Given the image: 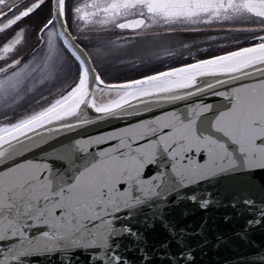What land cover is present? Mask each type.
Wrapping results in <instances>:
<instances>
[{
    "label": "snow or ice",
    "instance_id": "snow-or-ice-1",
    "mask_svg": "<svg viewBox=\"0 0 264 264\" xmlns=\"http://www.w3.org/2000/svg\"><path fill=\"white\" fill-rule=\"evenodd\" d=\"M0 264H264V0H0Z\"/></svg>",
    "mask_w": 264,
    "mask_h": 264
},
{
    "label": "water",
    "instance_id": "water-1",
    "mask_svg": "<svg viewBox=\"0 0 264 264\" xmlns=\"http://www.w3.org/2000/svg\"><path fill=\"white\" fill-rule=\"evenodd\" d=\"M193 212L195 213V209H193ZM199 220V216L194 214L190 217H188L186 220H185V223H189V224H192V223H195V222H198Z\"/></svg>",
    "mask_w": 264,
    "mask_h": 264
},
{
    "label": "rangeland",
    "instance_id": "rangeland-1",
    "mask_svg": "<svg viewBox=\"0 0 264 264\" xmlns=\"http://www.w3.org/2000/svg\"><path fill=\"white\" fill-rule=\"evenodd\" d=\"M134 74V73H133Z\"/></svg>",
    "mask_w": 264,
    "mask_h": 264
}]
</instances>
